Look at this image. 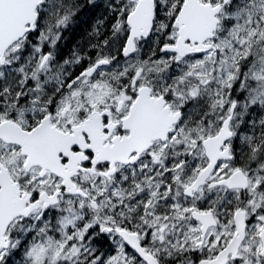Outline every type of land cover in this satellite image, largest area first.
Returning <instances> with one entry per match:
<instances>
[{"label": "snow or ice", "instance_id": "6c2138e0", "mask_svg": "<svg viewBox=\"0 0 264 264\" xmlns=\"http://www.w3.org/2000/svg\"><path fill=\"white\" fill-rule=\"evenodd\" d=\"M0 264H264V0H0Z\"/></svg>", "mask_w": 264, "mask_h": 264}, {"label": "trees", "instance_id": "16d2710c", "mask_svg": "<svg viewBox=\"0 0 264 264\" xmlns=\"http://www.w3.org/2000/svg\"><path fill=\"white\" fill-rule=\"evenodd\" d=\"M83 34H84V27L83 26L68 32L66 40H65V41H67V42H65V46H66L65 47V51H67L68 49L71 48V45L68 46V42L69 41H70V43L71 42L72 43L73 42L77 43V42H79L81 40Z\"/></svg>", "mask_w": 264, "mask_h": 264}, {"label": "flooded vegetation", "instance_id": "af4514ba", "mask_svg": "<svg viewBox=\"0 0 264 264\" xmlns=\"http://www.w3.org/2000/svg\"><path fill=\"white\" fill-rule=\"evenodd\" d=\"M67 34H68V33L65 34V40H66ZM65 42H67V41H65ZM77 43H78V42H77ZM77 43H75V42H73V43L71 42V43H70V41H69V42H68V46L71 45V47H72L73 45H76Z\"/></svg>", "mask_w": 264, "mask_h": 264}]
</instances>
